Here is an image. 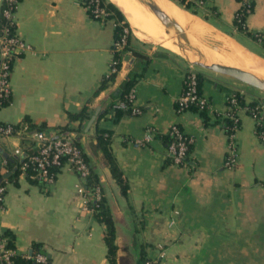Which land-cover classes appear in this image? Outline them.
<instances>
[{"label": "crops", "instance_id": "0c3cea01", "mask_svg": "<svg viewBox=\"0 0 264 264\" xmlns=\"http://www.w3.org/2000/svg\"><path fill=\"white\" fill-rule=\"evenodd\" d=\"M151 1L181 25L170 26L171 33L166 34L163 22L142 0L130 4L141 26L126 18L141 40L162 44L177 53L144 47L131 37V45L148 55V61L139 64L131 52L124 54L116 77L96 92L109 76L115 57V18L93 16L81 0H19L13 13L15 31L32 47L13 62L11 100L0 107V120L30 121L44 124L54 133L64 128V133L79 136L88 160L100 172L103 194L113 215L116 264H138L142 249L146 256H158L160 264H264V141L246 105L235 110L241 121L235 131L238 164L225 166L230 98L240 92L247 103L261 99L258 88L197 66L203 75L200 91L208 98L210 111L203 114L195 107L177 108L185 74L192 65L178 52L184 51L180 44L187 36L201 56L192 50L186 53L228 62L204 54L190 27L194 21L220 33L219 29L228 33L235 30L247 38L242 40L249 46L263 45L236 28L234 18L242 5L240 0H204L203 4L186 0L195 2L199 9L196 14L174 0ZM197 14L207 15L206 20L219 29ZM246 23L249 30L264 37V0H255ZM135 69L140 74L131 88H136L134 103L142 108L137 114L113 107L120 88ZM86 104L89 117L72 119L70 113L81 111ZM93 115L96 117L89 124ZM173 123L194 138L186 165L175 163L168 154L163 135ZM150 127L154 129L153 139L137 143ZM98 130L104 132L127 180L125 193L104 161ZM21 144L17 136L0 135V145L9 153ZM84 182L77 171L64 166L55 184L45 190L41 182L20 172L7 182L0 234L11 230L16 251L22 254L39 243L51 264H112L106 224L96 212L83 209L84 198L78 187ZM135 226H142V230ZM157 240L164 243L163 248Z\"/></svg>", "mask_w": 264, "mask_h": 264}, {"label": "built area", "instance_id": "2783aa9c", "mask_svg": "<svg viewBox=\"0 0 264 264\" xmlns=\"http://www.w3.org/2000/svg\"><path fill=\"white\" fill-rule=\"evenodd\" d=\"M84 1L87 9H90L95 17L107 16L109 11L107 7L102 5V0H81ZM198 4H203L204 0H194ZM250 0H242V4L248 3ZM8 6L4 8L3 13L11 20L13 19L14 9L17 0H7ZM83 3V2H82ZM128 30V29H126ZM126 36L121 40L115 42L116 48H122L126 44ZM31 44L27 42L22 36L17 33L12 34L9 25L2 27L0 32V107L4 101L11 97V75L13 68V61L23 52L31 49ZM120 71V60L114 57L111 62L109 75L118 73ZM200 71L192 64L185 74L184 87L181 95L177 100V108L179 111L190 108L192 105L200 109H207L210 111V104L208 98L205 97L199 87ZM136 99V88H131L128 93L116 100L113 104L115 109H122L130 111L134 114L141 113L142 108L137 106L134 102ZM230 103L232 110L228 112L229 118L234 120L232 126L233 131L228 133L229 142L226 153L225 166L233 168L238 164V148L235 140V131L238 128V121L240 120L238 114L235 113L240 103L235 96H231ZM247 110L248 106H244ZM252 115L255 117L257 126L264 123V102L257 104V106L250 108ZM29 123L24 121L20 124L14 122H4L0 120V135L1 136H17L21 140L23 137L31 138L35 141L31 152L27 153L23 145L17 146L11 154H15L20 158H26L22 164V172L27 174L28 168L32 167L33 171L29 176L41 182L45 190H49L56 182L57 174L52 170V166L61 165L63 160L65 163L62 167L77 171L85 180L84 185L78 187V191L83 194L84 204L83 209L89 212H96L99 201L102 199L103 191L99 184H87V178L91 174V163L88 160L82 146L80 145L77 134L69 132L54 133L53 131L43 129H36L32 132L28 130ZM171 136V141L167 145L168 154L172 160L177 164H187V155L194 138L187 134L178 123L171 124L168 132ZM259 136L264 141V128L259 133ZM154 137V129L148 128L144 137L137 140V143L145 144L151 141ZM11 170L8 165V158L0 153V210L5 208L7 183H1L5 178V173ZM7 238L0 234V264H13L12 255L16 252L14 249L7 247ZM26 257H33L37 262H46L47 258L44 253L37 252L24 254ZM146 264H160L156 258H148Z\"/></svg>", "mask_w": 264, "mask_h": 264}, {"label": "trees", "instance_id": "16d2710c", "mask_svg": "<svg viewBox=\"0 0 264 264\" xmlns=\"http://www.w3.org/2000/svg\"><path fill=\"white\" fill-rule=\"evenodd\" d=\"M18 1L19 0H17L16 5H17ZM174 1H177V0H174ZM179 1L181 2V5L184 6L185 9L192 10L194 14L199 13V9L196 6L195 2L186 1V0H179ZM240 1H242V0H240ZM82 2L85 5L84 1H82ZM102 5L107 7V10L109 11L107 16L115 18V21H116L115 42L121 40L125 36L127 39L126 44L122 48L118 49L115 47V44H114L115 57L120 60V67H121V59L123 58L124 54H127L129 52H131L132 55H134L138 59L139 64H144L145 62H147L149 59L148 55H146L144 52H142L140 50L135 49L130 43L132 30L130 28L129 21L127 20L126 15L121 10V8L112 0H102ZM7 6H8L7 0H1L0 1V32L2 31L3 26L9 25L11 33L14 34V33H16L14 21L11 22V20L6 18V16L3 13L4 8H6ZM254 6H255V0H250L248 3L242 4L241 7L236 12V15L234 18V24L238 30L246 33L248 36L252 37L254 40L260 41L264 47V37H262L259 32L249 30L247 23H246L247 16L249 15L250 12H252L254 10ZM88 10L90 11V9H88ZM91 14H92V12H91ZM202 16L205 19H209L208 16L205 14H203ZM126 29H128V30H126ZM139 74L140 73H138L135 69L134 71H132L128 75L125 82L123 83V86L120 88V90L118 92V95L120 96L119 98L124 97V95L129 92L131 87L135 84ZM116 75H117V73H113V74L109 75L108 77H106L104 80V83L101 84V86L99 87V89L96 92H98L100 89H102L108 80L114 79L116 77ZM199 79H200V81H201V79L203 80V75L201 76V74H200ZM199 87H200V82H199ZM235 96L237 97L240 104L246 105L249 107L248 112L251 114H252V111L250 108H253V107L257 106V104L264 102L259 98H255V99H253L247 103L243 99L240 92H236ZM10 100H11V97L9 100L4 101L2 106L7 105L10 102ZM191 107L198 108L195 105H192ZM206 110L207 109H201V112L203 114H206ZM80 115L81 116L85 115V116L89 117L87 104L83 107V109L81 111L76 112V113L75 112L70 113V116L72 119H76ZM21 122H23V121H21ZM16 124L18 125V124H20V122H18V123L16 122ZM233 124H234V120L228 117L226 119V131L228 133L233 131V129H232ZM237 124H238V127H240L241 121L239 120ZM44 126H45L44 124L36 125V124L29 121L28 130H29V132H32L36 129H43ZM263 128H264V123L261 126H257L258 133H260ZM63 131H65L64 128H62L59 132H63ZM103 133H104L103 131L98 130V143L103 150V154H104V158H105L104 161L110 166V169L112 171L113 176L116 178L118 183L121 185L122 190L125 193L127 191V188H128L127 180L124 177L123 172L120 169L118 162H117L115 156L113 155V153L110 149L108 139L105 138ZM163 136H164L166 143L168 145V143L171 141V136L168 133H166ZM34 144H35V141L33 139L28 138V137H23L22 145H23V147L27 153L31 152L32 146ZM190 148H191V144H190ZM190 148H189V150H190ZM0 153H2V151H0ZM188 153H189V151H188ZM7 158H8L9 168L11 170L13 168H16V169L9 176H6L1 181V183H7L10 179L17 176L20 172H22L21 164L26 159V158H20L17 155L11 154V153H10V156ZM64 163H65V160H63L61 165L52 166V170L56 174H58L59 171L63 168L62 166ZM32 171H33L32 167H29L28 171H27V176H29V174ZM100 178H101V175H100V172L98 171V169L96 167H94L93 165H91V174L88 176V178L86 180L87 184H89V185L90 184H99L102 188V191H103V186H102V182H101ZM106 201L107 200L103 194L102 199L99 201L98 209L96 211V216L100 221H102L106 224L105 239H106V242L108 244V254H109V257H110L112 264H116V261H117L116 256H117V249H118V245L115 242L116 241V226L114 223V219H113V215H112L110 206L106 203ZM2 235L7 238V244H6L7 247L12 248L16 251V245H15V241H14V239H15L14 233L11 230H5L2 233ZM33 251H34V253H37V252L44 253L46 255V258H47L46 262H37L35 260V258L26 257L24 254L16 251L12 255L13 264H51L50 256L48 255V253L43 248H41V245L39 243L33 244ZM148 258L149 257L145 255L144 250L143 249L140 250L138 264H146V260Z\"/></svg>", "mask_w": 264, "mask_h": 264}, {"label": "bare ground", "instance_id": "6f19581e", "mask_svg": "<svg viewBox=\"0 0 264 264\" xmlns=\"http://www.w3.org/2000/svg\"><path fill=\"white\" fill-rule=\"evenodd\" d=\"M112 1L115 2L121 8V10L125 13V15L128 17L130 22H132L135 26H141L139 19L133 13L130 7L131 0H112ZM142 1L148 7L149 4L152 2L151 0H142ZM155 1L160 3L159 0H155ZM151 20L159 30V25L156 21V18L152 14H151ZM164 27L166 34H170L171 27L166 26L165 24ZM190 27L194 32V37L198 38L199 43H202V48H203L202 50L204 51V54L208 56L214 55L216 57H222V59H225L226 61L230 62L232 65H235L236 68L239 67L238 69L241 68L240 70L242 71L251 70L256 74L259 73L258 75L264 78V58L247 51L238 42H236L231 37L222 34V32L220 33L209 28L211 26L207 27L205 25L200 24L199 22L194 21ZM178 52L186 55L195 62L202 61L207 64H222V63H225V65L229 64L228 62L222 60L218 61L221 63H217L205 58L196 57L189 53H186L185 51H178Z\"/></svg>", "mask_w": 264, "mask_h": 264}, {"label": "water", "instance_id": "95a60500", "mask_svg": "<svg viewBox=\"0 0 264 264\" xmlns=\"http://www.w3.org/2000/svg\"><path fill=\"white\" fill-rule=\"evenodd\" d=\"M150 9L160 18V20L166 25V26H180L181 23L171 17L167 12H165L162 8H160L156 3H150L149 4ZM130 56L127 55L126 59H129ZM196 64L203 66V67H207L210 68L214 71L232 76L233 78H236L238 80H240L241 82L247 83L251 86H254L255 88H258L260 90H264V78L260 77L258 74H256L255 72L251 71V70H247V71H242L234 66H229V65H225V64H207L204 63L202 61L199 62H195ZM96 115H93L90 120H89V124H91L93 122V120L95 119ZM69 132H66V134H68ZM79 136H77L78 138ZM0 151H2L3 155L5 157H9L10 153L8 151L3 150V147L0 145ZM16 168H13L12 170H9L8 172L5 173V177L10 175ZM33 253V248L30 249V254Z\"/></svg>", "mask_w": 264, "mask_h": 264}, {"label": "rangeland", "instance_id": "374dc122", "mask_svg": "<svg viewBox=\"0 0 264 264\" xmlns=\"http://www.w3.org/2000/svg\"><path fill=\"white\" fill-rule=\"evenodd\" d=\"M1 1V0H0ZM180 6H182L181 5V2L179 1V0H177L176 1ZM131 6H132V0H131ZM182 7H184V6H182ZM202 9H203V7H202ZM191 11V10H190ZM197 15H199V14H197ZM200 16V15H199ZM200 17H202V16H200ZM205 21H207V22H209L210 24H212V25H214L212 22H210V21H208V20H206L204 17H202ZM215 26V25H214ZM216 27V26H215ZM130 28H131V30H132V34H131V37H133V39H135L139 44H141L142 46H144V47H147V48H153V47H159V48H165V49H167V50H169V51H171V52H175V53H177L176 51H174V50H172V49H170V48H168V47H166V46H164V45H162V44H159V43H150V42H145V41H143V40H141L136 34H135V32H134V30H133V28L131 27V25H130ZM217 28V27H216ZM217 29H219V28H217ZM231 29V28H230ZM220 31H222L223 33H225V34H227V35H229L230 37H232L234 40H236L237 42H239V43H243L242 45H246V47L247 48H249L250 50H252V51H256V53L258 54V55H260L262 58H264V47L263 46H258V45H256L255 43L253 44V42H251L252 44H253V46L255 47L256 46V48H254V47H252V46H249V45H247V44H245L244 42H243V40H247V38L245 39L244 38V36L241 34V33H239V32H236L235 30H230L231 32H225V31H223V30H221V29H219ZM187 36V35H186ZM243 39V40H242ZM180 47L184 50V51H186V50H192V51H194L195 52V54L196 55H198V56H201V53L199 52V50L198 49H196L195 47H194V45H193V41H192V39H191V37L190 36H187L184 40H183V42H182V44H180ZM246 48V49H247ZM180 55H183V56H185L187 59H188V61L190 62V63H192V64H194L196 67L197 66H200V65H198V64H196L195 63V61L194 60H191L189 57H187L186 55H184V54H181V53H179ZM203 67V66H202ZM236 80H238V79H236ZM247 86H250V85H248L247 84ZM251 87V86H250ZM252 88V87H251ZM254 89V88H253ZM257 89V88H256ZM256 89H254L255 91H256ZM258 90V93L260 94V97H261V100H263L264 101V90H260V89H257ZM137 229V231H140V230H142V226L140 227V226H135ZM156 244H159V248H163L164 247V243H161L160 241L158 242V240H157V243ZM160 244H162V245H160ZM157 247H158V245H156ZM162 250V249H161ZM161 250H159L160 251V253H161ZM138 251H139V249H138ZM131 252L129 251L128 252V254H130ZM132 254V253H131ZM133 254H134V249H133ZM149 258H156V259H158V256H148ZM159 260V259H158ZM128 264H130V261H129V263Z\"/></svg>", "mask_w": 264, "mask_h": 264}]
</instances>
